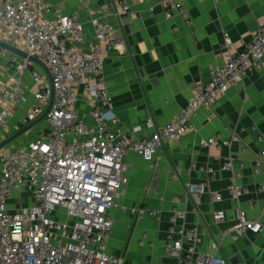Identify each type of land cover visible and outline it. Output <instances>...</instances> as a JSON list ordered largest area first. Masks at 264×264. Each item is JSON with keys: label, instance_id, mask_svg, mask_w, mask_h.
I'll use <instances>...</instances> for the list:
<instances>
[{"label": "built area", "instance_id": "2783aa9c", "mask_svg": "<svg viewBox=\"0 0 264 264\" xmlns=\"http://www.w3.org/2000/svg\"><path fill=\"white\" fill-rule=\"evenodd\" d=\"M79 1L90 5V0ZM160 1L166 18L175 10L189 18L185 0ZM101 13L106 20L92 19L94 41L84 48V24L78 15L63 14L47 0H0V43L25 54L0 47V59L6 61V72L0 75V143L37 121L50 106L45 117L49 129L31 141L11 142L0 149V264H129L123 256L108 252L114 229L111 211L128 191L131 165L126 157L138 154L157 165L159 152L191 130L199 110L213 108L221 95L242 83L246 71L264 70L263 24L251 43L237 54H228L223 65L211 70L210 82L194 86L187 105L172 120L157 126L150 117L145 127L151 135L138 137L142 125L125 131L113 127L107 118L112 105L104 77V55L116 41L107 20L116 18L124 24L136 12L128 0H106ZM232 46L226 34L229 53ZM33 59L43 63L49 73ZM80 87L87 97L92 124L78 111ZM20 109L24 110L22 116L11 125ZM31 129L18 138L29 137ZM263 138L259 136V140ZM238 140L235 133L226 138L220 132L205 143L227 146ZM235 164L229 156L223 168L234 170ZM260 167L257 162L254 171L259 173ZM178 174L173 176L177 179ZM239 178L241 173L235 172L229 186L237 202L248 192L237 182ZM206 187V183L189 184V198L198 201ZM210 194L214 202L223 200L222 193ZM180 202L174 197L166 241L169 253H180L183 239L188 240L186 258L177 264H229L218 241H212L208 251L197 249L200 231L186 226L185 214L177 207ZM147 213L142 209L138 215ZM212 215L217 224L227 219L223 209H214ZM233 221L234 238L247 230L259 233L264 228V210L260 217L249 218L237 208ZM176 233L179 239L174 237Z\"/></svg>", "mask_w": 264, "mask_h": 264}, {"label": "crops", "instance_id": "0c3cea01", "mask_svg": "<svg viewBox=\"0 0 264 264\" xmlns=\"http://www.w3.org/2000/svg\"><path fill=\"white\" fill-rule=\"evenodd\" d=\"M47 1L63 14L79 16L84 24V48L94 41L92 19L106 20L101 13L106 0H90L87 7L79 0ZM128 2L135 18L124 24L116 18L107 20L116 38L104 55L105 85L112 105L107 118L113 127L125 131L142 125L138 137L151 135L145 127L148 118L157 126L172 120L187 105L194 86L210 82L211 70L223 65L228 54H237L251 43L264 24V0H185L188 19L176 10L166 18L160 0ZM226 34L233 43L230 53L225 47ZM0 63L2 75L6 61L0 59ZM79 94V114L92 124L83 87ZM23 112L20 109L10 124L16 125ZM220 132L226 138L235 133L239 140L227 146L205 143ZM259 136L264 137V70L252 69L246 71L241 84L221 95L213 108L196 113L191 130L159 152L157 165L138 154L126 157L131 165L128 191L111 211L114 229L108 252L123 256L129 264L184 261L189 244L186 238L182 252L166 249L173 199L179 197L177 207L185 214L186 226L200 231L198 250L208 251L210 243L218 241L229 264H264V228L259 233L247 230L237 238L232 230L237 208L249 218L260 217L264 210V138L259 140ZM229 156L235 159L234 170L223 168ZM257 162L261 163L259 173L254 171ZM235 172L241 173L237 182L248 188L238 202L229 192ZM202 183L207 184L205 193L198 201L191 200L188 185ZM210 193H222L223 200L214 202ZM253 202L258 205L252 206ZM142 209L148 211L145 216L138 215ZM214 209L225 210L227 219L215 223Z\"/></svg>", "mask_w": 264, "mask_h": 264}, {"label": "water", "instance_id": "95a60500", "mask_svg": "<svg viewBox=\"0 0 264 264\" xmlns=\"http://www.w3.org/2000/svg\"><path fill=\"white\" fill-rule=\"evenodd\" d=\"M0 47L2 48H5L9 51H12V52H16V53H19L20 55L22 56H25V54L17 51L16 49L6 45V44H3V43H0ZM34 61H37L44 69L47 73H49L48 71V68L41 62H39L38 60L36 59H33ZM49 109H50V106L48 107V109L45 111V113L35 122L23 127L22 129L18 130L16 133H14L13 135H11L9 138H7L6 140H4L3 142L0 143V149L3 148L4 146H6L7 144L11 143L12 141H14L15 139H17L20 135H22L24 132H26L27 130L33 128L34 126H36L39 122H41L42 120L45 119L47 113L49 112Z\"/></svg>", "mask_w": 264, "mask_h": 264}, {"label": "rangeland", "instance_id": "374dc122", "mask_svg": "<svg viewBox=\"0 0 264 264\" xmlns=\"http://www.w3.org/2000/svg\"><path fill=\"white\" fill-rule=\"evenodd\" d=\"M49 128H50L49 123L44 119L29 131L30 133L29 137L27 135V137H23V139H21V137L17 138L14 141H12V144L19 145V143L22 142V140L24 143L28 142V140L31 141L32 139L36 138L38 135H41L44 130L49 129ZM28 202L29 200L24 201L23 204H27Z\"/></svg>", "mask_w": 264, "mask_h": 264}]
</instances>
